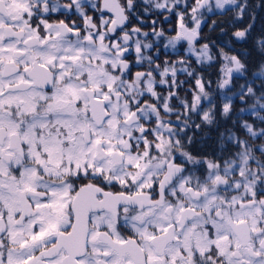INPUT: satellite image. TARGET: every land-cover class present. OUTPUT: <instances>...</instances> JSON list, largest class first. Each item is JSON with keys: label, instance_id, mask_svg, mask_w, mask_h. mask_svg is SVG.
<instances>
[{"label": "snow or ice", "instance_id": "6c2138e0", "mask_svg": "<svg viewBox=\"0 0 264 264\" xmlns=\"http://www.w3.org/2000/svg\"><path fill=\"white\" fill-rule=\"evenodd\" d=\"M225 5L238 20L249 7L215 0ZM140 8L176 16L167 37L152 21L166 49L186 41L198 64L215 59L197 47L210 0H0V264H264V126L243 118L264 125V60L249 79L220 49L219 113L229 118L238 98L232 125L246 136L228 128L220 158L193 156V117L218 123L212 82L183 57L149 54L150 33L132 24L144 23ZM73 9L82 23L49 18ZM178 73L194 78L191 101Z\"/></svg>", "mask_w": 264, "mask_h": 264}, {"label": "flooded vegetation", "instance_id": "af4514ba", "mask_svg": "<svg viewBox=\"0 0 264 264\" xmlns=\"http://www.w3.org/2000/svg\"><path fill=\"white\" fill-rule=\"evenodd\" d=\"M53 2L65 4V3H68L69 0H53ZM137 3H140V0H137ZM193 3H194V0H188L187 6L190 8ZM180 10L181 11L184 10L183 5H181ZM86 11H88V13L90 15H96L90 9H86ZM201 11L204 14V21L201 24L200 39H198V41H197V47L207 43V44H209L210 49L212 51L211 41L209 39V36L206 35V30L210 26L209 21H210L211 14L207 10V8L202 9ZM138 12L141 16V19L144 21V23L138 24L137 20L133 19L132 24H136L137 26L141 27L143 31H147L150 33V35L147 38H143V37H141V38L145 39V42H154L155 46L153 49L149 50V54H155L156 50L159 49V60L157 62H162L165 59L174 61V60L181 58L180 54L182 52H183V54H185V48L188 47V44L186 41L178 42V44H177L178 46L182 47L183 49H180L178 46H176L175 49H173L171 47H168L166 49L164 47V45L167 43V40L165 37H162L159 40H157L155 37H153L151 35V30L153 27V24H152L153 20L157 21L155 27L158 30L159 29L165 30V36L166 37L174 35L175 34L174 31L170 30L175 25V22H176V16L174 14H169L168 12H166L164 10H159V9H154V8L147 13H144L142 11V8H140V9H138ZM166 15L169 16V20L171 21V23H169V21L165 20ZM49 18H50V20L65 19L66 22H69V20H76L78 23H82L79 15L75 13L74 9H73V13L70 16L65 15L63 10H61L60 12L52 13ZM188 23H189V27H191L192 24H191L190 20ZM132 24H130L129 27H131ZM203 31L205 33L204 36H202ZM229 54H231V53H229ZM188 56H189V59H190L189 62L191 63L192 68L195 69V71L198 74L202 75L203 77L209 76V79H211L213 87L209 89V92L212 94L213 102L217 105V101H216L217 100V90L215 88L216 79H212L213 76H215V68L213 67L214 60L211 62H204V63L198 64L195 56H193L191 54H188ZM129 59H134V55H129ZM221 64H222V62H220L219 70H220ZM177 67L179 68L180 65H177ZM137 70H142V69L134 67L132 71L135 72ZM218 73L220 75V71H218ZM234 77H236V76H234ZM178 79L186 81V83H184L178 89L179 95L181 96V98L186 97L189 101H191L192 92L187 91V90L190 87L194 88V78L188 77L186 75V73H178ZM236 80L237 79H234V82ZM157 90L159 92H162V93H166L168 91V89L165 88L164 86H158ZM171 103L175 107L179 106L178 101H176V100H173ZM203 104H204V107L208 106L207 101H204ZM217 109H218V105H217ZM219 117H220L219 112L216 111V120L218 121V123L215 125H206V124L201 123L199 116H194L193 118H194L195 122L198 124H201V128L199 130L193 129L192 131L188 132V135L193 137V141L191 144H188L186 137L184 138L185 150L190 152L193 156L200 157V158H203V157H207L208 159L220 158L221 147H220L219 133L222 132L223 127L230 126L231 122H230V120H225V119L219 120ZM175 118L176 117L174 115L170 117V119H172V120H175ZM245 136L246 135H243L242 137H245ZM224 147L226 149L231 150V146L228 144L227 141H225Z\"/></svg>", "mask_w": 264, "mask_h": 264}, {"label": "trees", "instance_id": "16d2710c", "mask_svg": "<svg viewBox=\"0 0 264 264\" xmlns=\"http://www.w3.org/2000/svg\"><path fill=\"white\" fill-rule=\"evenodd\" d=\"M243 2L244 0H237L238 4ZM247 3L249 7L242 19L238 20L235 18V13L238 9H236V7L233 5L228 6L224 11H217L216 13H212L210 16V26L206 30V35L209 36V39L211 41V53L215 56L213 64V67L215 68V76H213L212 79H216V85L219 77V65L221 62L220 49H223L225 53L236 55L241 59L242 62H244L248 66L249 72L247 73V75L249 79H251V72L256 70L259 63L264 60V53H261L256 47V40L259 38H264V0H247ZM253 16L255 17L254 20ZM249 24H252V28L247 38L242 41L237 40L234 37L233 33L237 30L248 27ZM204 35L205 33L203 31L202 36ZM181 54H183V52ZM203 78L205 81H211V79H209V76ZM235 83L237 85L242 84L244 83V79L239 78L235 81ZM258 83L259 81H257V84ZM212 87V83L210 86L206 85V90L209 91V89ZM216 90V101L218 105L217 111L219 112V107L222 103V97L221 90L217 88ZM235 90L236 89L233 88V91ZM251 103H253V101L249 100V104ZM241 107H245V105L241 104L239 99L234 97L233 114L229 118H224L219 113V120L225 119L230 120L231 122L230 126L222 128V132H224V130L228 128H231L232 131L237 132V134L240 136L246 135L242 130L239 129L238 125L236 127H233L232 125V120L237 118L235 113ZM243 118L249 120V122H256L257 126H264L260 125L259 121H257L255 117H252L247 113L243 114Z\"/></svg>", "mask_w": 264, "mask_h": 264}, {"label": "rangeland", "instance_id": "374dc122", "mask_svg": "<svg viewBox=\"0 0 264 264\" xmlns=\"http://www.w3.org/2000/svg\"><path fill=\"white\" fill-rule=\"evenodd\" d=\"M188 1V0H187ZM210 2L212 3V11L210 12V14H212V13H216L217 11H224L229 5H225V8L223 9V10H221V9H217L216 7H215V0H210ZM182 42V41H181ZM178 46V45H177ZM180 49H183L182 47H180V46H178ZM188 47H186L185 48V54H180L181 56L180 57H183V58H185V59H187L188 61L190 60L189 59V56H188V54H190V53H187L186 52V49H187ZM185 55V56H184ZM229 55H233V54H229ZM220 57H221V55H220ZM221 62L223 63V61H222V58H221ZM238 74H234V76H237ZM220 78V75H219V77H218V79ZM216 88H217V85H216ZM218 89V88H217Z\"/></svg>", "mask_w": 264, "mask_h": 264}]
</instances>
